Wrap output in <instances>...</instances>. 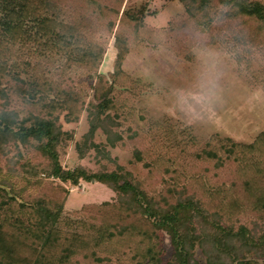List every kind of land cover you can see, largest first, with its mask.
Here are the masks:
<instances>
[{"label":"trees","instance_id":"16d2710c","mask_svg":"<svg viewBox=\"0 0 264 264\" xmlns=\"http://www.w3.org/2000/svg\"><path fill=\"white\" fill-rule=\"evenodd\" d=\"M180 1L185 14L155 29L144 23L143 8L120 17L123 0H0V85L17 82L18 98L40 108L23 117L14 109L0 113V141L29 144L43 158L19 153L22 173L0 172V264H165V233L173 246L166 264H193L197 244L209 264H261L248 252L264 255V228L240 221L250 216L264 226V131L244 144L216 134L204 140L191 127L150 121L137 101L152 84L122 68L133 42L158 45L169 36L176 43L179 34L195 32L210 33L198 40L201 47L220 42L212 0ZM219 2L227 7L223 19L239 21L233 28L249 27L243 39L250 44L243 43L236 57L264 87V1ZM73 5L83 8L78 19L67 16ZM118 19V65L108 78L98 72L105 44L89 30L111 33ZM61 54L68 67L88 71L98 103L85 106L88 81L62 85L38 66L39 57ZM84 109L90 126L76 149L81 158L93 155L95 170L60 161V148L73 137L60 117L78 121ZM98 130L105 141L96 140ZM116 148L131 153L127 163L113 154ZM151 179L159 184L150 187ZM82 181L108 184L116 199L66 212L71 187ZM190 189L198 197L184 199ZM160 199L164 204L155 206Z\"/></svg>","mask_w":264,"mask_h":264},{"label":"rangeland","instance_id":"374dc122","mask_svg":"<svg viewBox=\"0 0 264 264\" xmlns=\"http://www.w3.org/2000/svg\"><path fill=\"white\" fill-rule=\"evenodd\" d=\"M212 3L215 6L213 32L220 42L204 47L197 45L198 40L210 36V33L202 36V32L179 34L176 43H172L169 36L164 37V41L158 45L148 41L133 42L130 43L122 68L132 77L142 78L152 84L149 90L140 94L137 101L138 110L144 111L148 120L170 124L179 130L191 127L193 133L204 140L216 134L248 144L264 131V87L258 81L252 80L245 64L239 62L236 57L237 50L243 49V43L250 44L247 37L243 39L250 29L245 26L241 29L233 28L239 21L228 19L230 26L229 22L223 19V16H226L223 12L226 6L221 7L219 0H212ZM140 8L145 11L143 19L146 26L155 29L167 27L177 15L185 14V6L180 0H123L119 8V16L121 17L124 10ZM79 9L83 8L78 5L70 6L67 11L68 18L78 19ZM119 25H122L120 19L116 21L113 31L108 34L89 30L90 38L105 44L106 49L98 72L108 78L118 65L119 48L115 43V32ZM127 36L132 41L133 35ZM236 37L242 38L243 41H237ZM189 53L191 54L188 55ZM39 58L41 61L38 60L40 62L38 66L42 67L50 77L54 76L62 85L72 86L80 81L89 82L84 88L82 86L86 94L85 106L89 101L99 102L94 89H91L92 83L88 79V71L68 67L64 63L62 54L43 55ZM17 84L15 81L1 83L0 90L5 89L9 96L5 99L0 93V113L13 109L17 110L21 117L29 114V111L38 113L39 107L18 98L15 93ZM64 114L60 117L63 129L70 131L73 137L60 148V161L67 168L81 164L90 169H98L99 166L92 154L81 158L76 149V141L88 131L90 126L87 110H83L78 121L67 122ZM135 119L140 126H145V120L137 114ZM105 139L106 136L98 130L96 140L105 141ZM112 151L119 157L121 163H127L131 157L129 151H121L119 148ZM25 152L30 154L33 161L43 160L40 153L33 150L29 144L27 146L13 139L0 141V172L9 170L12 173H22L21 164L24 158L23 160L18 158L17 154ZM151 180L153 183H149L150 187L159 184L156 179ZM190 190L182 196L184 199L198 197ZM116 196L114 189L106 183L82 181L78 186L71 187L65 203V211L79 209L86 203L115 200ZM199 196L206 199L202 193ZM158 204L163 205L164 201L155 200L154 205L158 206ZM255 222L257 220L250 216L243 217L240 221L250 228L257 226L258 229L263 230L264 226L259 222L258 227ZM162 245L166 264L173 254V246L166 233ZM259 253L248 252V256L257 258L263 264L264 255ZM194 254L193 264H209V257L202 245H196Z\"/></svg>","mask_w":264,"mask_h":264}]
</instances>
